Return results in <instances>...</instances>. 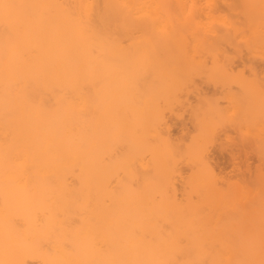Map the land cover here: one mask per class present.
<instances>
[{"label":"bare ground","instance_id":"obj_1","mask_svg":"<svg viewBox=\"0 0 264 264\" xmlns=\"http://www.w3.org/2000/svg\"><path fill=\"white\" fill-rule=\"evenodd\" d=\"M260 60L264 0H0V264H264Z\"/></svg>","mask_w":264,"mask_h":264},{"label":"rangeland","instance_id":"obj_2","mask_svg":"<svg viewBox=\"0 0 264 264\" xmlns=\"http://www.w3.org/2000/svg\"><path fill=\"white\" fill-rule=\"evenodd\" d=\"M225 9L227 10L226 7H225ZM243 58H244V62H243ZM243 58H241L240 56H238V58H236V62L234 63V65H236V66H234L235 69H233V70H234V72H235V70H237L238 72H239V70H241V72L247 71L245 73V75L250 76L252 73L251 69H249V67H248V65L250 63L248 62L249 64L246 65L247 64V63H245V60L247 61L246 55ZM261 61L262 60H260L257 63L259 65H263L264 62H261ZM261 63H263V64H261ZM235 73H237V72H235ZM248 74H250V75H248ZM262 74H263V76L261 74H260V76L264 78V72H262ZM196 79L202 84L201 85L202 91L207 92L209 94V96H210V94L212 96H215V97H216L215 94H217V96H218V94L223 96L224 92L222 93V91H221V89L223 90V87L222 88L220 86L218 87L219 84L214 86V85H212L213 83L211 84V82L206 83L205 79H203L199 76ZM202 80L205 82H203ZM219 92H221V93H219ZM193 97L195 98L194 100H196V98H197L196 96L192 95L191 96L192 99L190 98V100H192V103L194 102ZM217 98H219V97H217ZM220 98L222 99L221 96H220ZM221 101L225 102V100H223V99ZM190 120H191L190 112L188 110L185 111L183 114H181L179 116V118H176V119L174 118L172 120V122H173L172 131H173L174 136L178 137V136H182L186 133H189V129H190V132H191V130L193 131L194 124ZM226 129H224V130H226L227 132L224 133V130L221 131V135H220V137H218L217 142H215L211 146V151H212L211 154L213 155V161L216 163L218 169L221 170V173L223 175H225L226 177H228L232 180H238L243 175L249 176L251 174V172L254 171L256 166H259L261 164V161H260V159H258V156L256 153H254L252 150H250V149H248L242 145V143H243L241 141L242 137L240 136L238 130L231 128V127L226 128ZM238 140H239V142H238ZM213 146H214V148H213ZM233 155H235V157Z\"/></svg>","mask_w":264,"mask_h":264}]
</instances>
